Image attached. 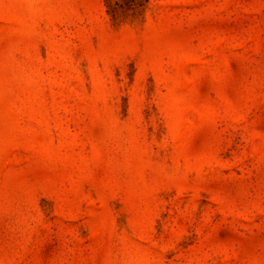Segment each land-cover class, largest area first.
<instances>
[{
	"label": "rangeland",
	"instance_id": "374dc122",
	"mask_svg": "<svg viewBox=\"0 0 264 264\" xmlns=\"http://www.w3.org/2000/svg\"><path fill=\"white\" fill-rule=\"evenodd\" d=\"M0 264H264V0H0Z\"/></svg>",
	"mask_w": 264,
	"mask_h": 264
},
{
	"label": "trees",
	"instance_id": "16d2710c",
	"mask_svg": "<svg viewBox=\"0 0 264 264\" xmlns=\"http://www.w3.org/2000/svg\"><path fill=\"white\" fill-rule=\"evenodd\" d=\"M150 3V0H106L108 13L114 19L123 14L137 16L141 14Z\"/></svg>",
	"mask_w": 264,
	"mask_h": 264
}]
</instances>
